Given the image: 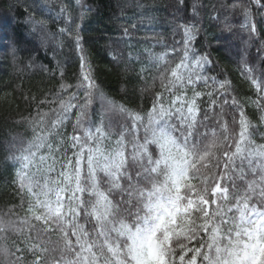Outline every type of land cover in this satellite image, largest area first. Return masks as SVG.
Returning <instances> with one entry per match:
<instances>
[{
    "label": "snow or ice",
    "instance_id": "obj_1",
    "mask_svg": "<svg viewBox=\"0 0 264 264\" xmlns=\"http://www.w3.org/2000/svg\"><path fill=\"white\" fill-rule=\"evenodd\" d=\"M242 15L255 34L250 7ZM177 27L178 62L150 54L157 69L168 66L146 113L99 91L79 25L60 29L75 41L80 77L75 91L61 83L41 101L56 107L28 118L31 137L11 145L13 183L27 206L23 217L0 216V264H264V143L255 142L230 81L204 74L211 61L194 54L195 24ZM248 72L264 121V82ZM73 109L65 139L60 129ZM9 233L20 237L11 246Z\"/></svg>",
    "mask_w": 264,
    "mask_h": 264
},
{
    "label": "trees",
    "instance_id": "obj_2",
    "mask_svg": "<svg viewBox=\"0 0 264 264\" xmlns=\"http://www.w3.org/2000/svg\"><path fill=\"white\" fill-rule=\"evenodd\" d=\"M61 7L70 13V20L61 14ZM245 7H250L255 34L250 24L245 26ZM84 8L89 10L82 11ZM181 22L194 23L198 29L192 44L194 54H207L211 61L204 74L230 81L232 94L254 126L255 142L264 143L262 113L253 103L258 95L248 78L250 68L251 75L264 82V8L252 0H81L79 5L76 0H0V216L12 210L23 217L27 206L26 198L22 206L13 183L18 165L9 159L11 145L31 137L28 118L35 117L38 110L50 112L56 107L41 101H51L61 83L72 85L70 92L76 90L80 54L75 41L60 29L75 31L79 25L80 45L99 91L146 113L161 91L159 72L168 66L157 69L151 55L167 53L172 66L178 62L183 32L177 25ZM199 88L205 90L202 84ZM207 102L203 97L202 109ZM93 110L95 120L99 100L89 112ZM76 111L68 114L60 129L65 139L73 133ZM8 235L10 246L20 239Z\"/></svg>",
    "mask_w": 264,
    "mask_h": 264
}]
</instances>
